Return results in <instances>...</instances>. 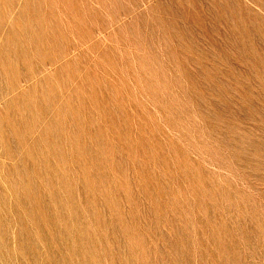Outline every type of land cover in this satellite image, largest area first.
Wrapping results in <instances>:
<instances>
[{
  "label": "rangeland",
  "instance_id": "1",
  "mask_svg": "<svg viewBox=\"0 0 264 264\" xmlns=\"http://www.w3.org/2000/svg\"><path fill=\"white\" fill-rule=\"evenodd\" d=\"M0 264H264V0H0Z\"/></svg>",
  "mask_w": 264,
  "mask_h": 264
}]
</instances>
